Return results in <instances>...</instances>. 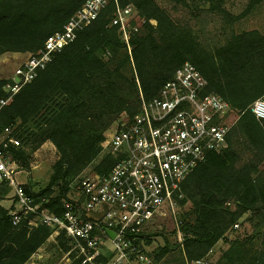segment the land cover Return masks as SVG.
<instances>
[{
    "label": "trees",
    "instance_id": "1",
    "mask_svg": "<svg viewBox=\"0 0 264 264\" xmlns=\"http://www.w3.org/2000/svg\"><path fill=\"white\" fill-rule=\"evenodd\" d=\"M85 1L0 0V56L37 53ZM117 1L122 6L130 4L144 21L130 37V50L117 28L108 26L114 7L110 4L0 111V135L12 127L11 136L19 143L8 148L11 160L27 170L32 164L27 145L52 147L55 160L49 182L32 195L35 200L44 197L48 202L43 207L59 214L61 201L71 191L70 178L76 176L77 182L105 150V133L122 114L127 118L138 114L141 100L157 97L161 87L189 62L206 81L205 93L221 97L237 118L226 136V147L210 153L182 184L180 208L189 203L191 209L184 220L178 217L173 235L178 233L180 242L146 254L159 262L175 246L186 264L227 241L215 264H264V122L250 112L252 103L264 98V36L257 31L232 34L213 55L207 54L191 31L155 0ZM172 1L182 6L192 2L196 9L207 2L210 10L214 8L213 0ZM221 12L231 18L224 9ZM4 83L0 80V97ZM113 164L105 150L92 172L105 174ZM4 186L0 183L1 189ZM22 187L30 194V184ZM247 223L252 232L232 239ZM50 235V230L30 229L25 222L13 226L8 211L0 206V264H25ZM150 236L145 237L146 247L152 244ZM59 237L66 251V242ZM128 260L132 262L133 257Z\"/></svg>",
    "mask_w": 264,
    "mask_h": 264
},
{
    "label": "built area",
    "instance_id": "2",
    "mask_svg": "<svg viewBox=\"0 0 264 264\" xmlns=\"http://www.w3.org/2000/svg\"><path fill=\"white\" fill-rule=\"evenodd\" d=\"M110 4L114 7L108 26L117 28L129 51L131 35L144 23L137 11L117 0H86L60 31L49 36L5 80L0 111ZM205 88L197 68L185 62L157 97L141 100L138 114L132 118L122 114L105 136L104 148L114 164L105 174L83 172L75 196L61 201L59 214L43 207L48 202L44 197L33 198L39 188L32 187L29 194L13 179L15 163L8 148L19 143L11 136L12 127L4 128L0 183L5 182L11 191L6 209L11 224L44 227L50 230V238L62 235L67 247L62 264L78 259L81 264H130L129 257L137 264H150L144 245L149 227L158 217L180 209L184 180L210 153L226 147V136L236 121H227L232 113L229 106L218 95L206 94ZM250 112L264 122V98L255 100ZM175 237L180 242L178 233ZM207 261L206 255L186 264Z\"/></svg>",
    "mask_w": 264,
    "mask_h": 264
},
{
    "label": "rangeland",
    "instance_id": "3",
    "mask_svg": "<svg viewBox=\"0 0 264 264\" xmlns=\"http://www.w3.org/2000/svg\"><path fill=\"white\" fill-rule=\"evenodd\" d=\"M252 0H213V9L210 10V4L202 2L199 4V8L196 9L192 2H188L187 6L176 4L172 0H155L158 6L179 25L187 27L193 36L195 37L199 48L205 51L207 54H214L217 49L225 44V41L232 34L246 33L250 31H257L264 36V0L254 2L250 4ZM119 2V1H118ZM202 9L204 11H202ZM228 13L230 17L227 18L221 12ZM29 53H6L0 56V80H7L14 69L21 65ZM237 118L235 112H232L227 119L229 123L234 122ZM114 126V125H113ZM112 131V128L110 129ZM107 131V134H110ZM18 134V132H17ZM27 148V151L31 152L32 164L27 170L20 169L16 164L11 167V174L15 173V182L17 184H30L34 189L44 188L51 175V165L55 160V153L52 147L48 144H42L35 148ZM29 149V150H28ZM105 155V150H101L98 157L87 166L83 172L90 173L96 163ZM264 167V164L262 165ZM260 167V169H262ZM19 172V173H18ZM16 173L19 174L16 176ZM14 178V177H13ZM71 190L70 197L75 196V184L76 176L70 178ZM5 188L9 187L5 182L2 183ZM0 190V198L5 195V188ZM2 193V194H1ZM10 194V193H9ZM5 209L8 205H4ZM191 205L187 203L182 208L177 209L174 214L166 215L165 217H158L154 220L153 225L149 227L148 234L152 237V244L149 247H145L146 253L149 255L153 251L163 247L164 245H173L175 242H179V239L173 234L176 229L178 217L184 220L187 213L190 211ZM248 216V214L246 215ZM251 224H246L244 229L237 230L232 239L243 238L248 233H251ZM153 234L157 236H153ZM54 239V240H53ZM60 237L56 239L54 236L49 237L45 243L29 258L25 264H62L65 254L67 252L59 244ZM66 246V245H65ZM227 241H220L213 249L207 254V260L215 264L217 263L220 253L226 248ZM171 247V246H170ZM167 254H165L159 262H155L153 258H149L150 264H185V261L174 246ZM130 264H137L135 261Z\"/></svg>",
    "mask_w": 264,
    "mask_h": 264
},
{
    "label": "crops",
    "instance_id": "4",
    "mask_svg": "<svg viewBox=\"0 0 264 264\" xmlns=\"http://www.w3.org/2000/svg\"><path fill=\"white\" fill-rule=\"evenodd\" d=\"M260 34V33H259ZM19 173V172H18ZM19 174H17L16 173V176H18ZM12 177H14L13 179H15L16 177H15V173L14 174H12ZM11 191H10V188L8 189V192L3 196V198H0V206H2L3 208H5L4 207V205L5 204H7L8 206H9V200H8V195H10L9 193H10Z\"/></svg>",
    "mask_w": 264,
    "mask_h": 264
}]
</instances>
